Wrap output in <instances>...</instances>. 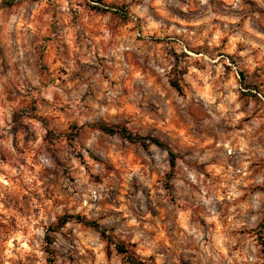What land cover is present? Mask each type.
Here are the masks:
<instances>
[{"label":"rangeland","instance_id":"374dc122","mask_svg":"<svg viewBox=\"0 0 264 264\" xmlns=\"http://www.w3.org/2000/svg\"><path fill=\"white\" fill-rule=\"evenodd\" d=\"M104 2L0 0V264H264V0Z\"/></svg>","mask_w":264,"mask_h":264},{"label":"trees","instance_id":"16d2710c","mask_svg":"<svg viewBox=\"0 0 264 264\" xmlns=\"http://www.w3.org/2000/svg\"><path fill=\"white\" fill-rule=\"evenodd\" d=\"M95 1L98 3V6H94V9H96V10H98L100 12H109L111 10V8H108V7L105 6L104 0H94V2ZM113 12L121 15V17H123L124 19L127 18V14H121L119 12V10H114ZM171 85H172L173 88H175L180 93L182 92V87H181L180 82L178 80H171ZM96 127L99 128L101 131L107 133V134H117V133H119L131 143H136L138 141L146 140V138H144V137L133 135L125 127L109 126V125H106V124H97ZM151 139H152L151 141L154 144H156L158 147L164 149L165 151H167L169 153V155L171 157V160H170L171 161V165H172L173 168H175L177 156L172 151L170 146L167 143H164V142L160 141L159 139H156V138H151ZM71 219H75L79 223H82V224H84V225H86L88 227H92V228L96 229L98 232L101 233L103 239L106 242H108V244L110 246H114V248L116 249V251L119 254L126 255L128 257V259H129L131 264H147L146 262H143V261L139 260L138 258H136L133 254H129V250H128V248L125 245H121V244H117V243L113 242V240L109 236H107L105 230H103L97 222L87 221L84 218H81L79 216H76V217L66 216V217H63L60 220V225L67 224L68 222H70ZM263 226L264 225H262V227Z\"/></svg>","mask_w":264,"mask_h":264}]
</instances>
